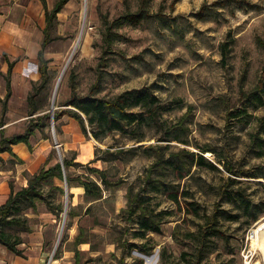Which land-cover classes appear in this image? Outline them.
I'll return each instance as SVG.
<instances>
[{
    "label": "rangeland",
    "instance_id": "rangeland-1",
    "mask_svg": "<svg viewBox=\"0 0 264 264\" xmlns=\"http://www.w3.org/2000/svg\"><path fill=\"white\" fill-rule=\"evenodd\" d=\"M140 3L77 0V9L70 17L52 27L56 40L46 50L50 81L37 105L51 109L57 88L55 108L59 109L58 102L71 94L73 70L77 91L87 94L103 56L102 15L118 20L128 11L136 12ZM149 8L161 17L120 30L125 38L118 43L117 54L107 57L109 67L101 96L153 87L162 107L161 121L169 127L189 115L185 129L176 136L177 141L159 143L163 132L147 127L143 131L145 142L135 143L117 133L102 141L91 134L77 141L79 129L70 127L74 122L67 116L59 122L61 132L55 125L48 128L51 139L61 146L54 154L58 160L76 157V163L88 165L93 161L90 153L93 151L95 160L97 152L100 158L110 160H100L92 167L106 170L112 181L123 180L125 184L93 201L78 185L55 182L64 187L65 194L56 193L54 203H63L65 212L57 218L44 204H39L36 212L26 211L23 216L29 219L30 232H11L22 240L19 249L24 257L1 252V263L192 264L196 243L188 235L204 225L205 215L218 213L226 238L214 241L215 254L204 264H244L245 247L254 253L253 264H264V249L253 247V233L251 236L264 224V216L250 224L254 211L246 213L242 202H264V105L255 108L248 103L249 93L264 72V0H150ZM225 43L231 49L226 61L221 52ZM26 66L38 77L32 83L31 96L40 86L39 62ZM235 110L243 114L230 117ZM64 128L76 150L63 147ZM152 144L199 155L204 148L212 149L203 155L214 168L194 165L191 175L180 182L185 195L180 205L152 194V207L165 212L166 219L160 234L148 233L141 239L135 235L136 223L124 220L122 211L127 206V187L139 184L138 179L154 161L143 150L136 154L130 150ZM118 150L122 153L116 160L105 154ZM69 173L73 177L91 176L84 167H73ZM49 189L44 187L46 193ZM81 230L85 243L76 246ZM247 236L251 237L248 242Z\"/></svg>",
    "mask_w": 264,
    "mask_h": 264
},
{
    "label": "trees",
    "instance_id": "trees-1",
    "mask_svg": "<svg viewBox=\"0 0 264 264\" xmlns=\"http://www.w3.org/2000/svg\"><path fill=\"white\" fill-rule=\"evenodd\" d=\"M70 0H59L51 13L47 12L48 27L46 29V40L39 55V74L40 86L34 89V94L29 97L30 104V121L27 131L24 135L16 136L12 139H1L0 154L4 152H12V146L24 143L31 148L30 139L35 135L36 131L45 132L52 126L51 109H44L37 105V98L47 87L50 81L49 60L46 59L45 53L48 46L53 42L50 32L53 22L59 12L65 7ZM150 0H141L139 9L136 12L128 11L118 20H111L108 16L102 15V50L103 56L100 58L96 68V81L91 85L89 91L85 95H81L77 91V75L74 70L70 75V96L63 102H58L60 108L54 112L55 129L59 131V121L65 116L75 120L82 133L85 136L92 135L98 141H102L107 136L117 133L129 138L135 143L145 142L147 136L143 133L147 127L156 128L163 132V136L159 143H170L177 141L176 136L185 129V123L189 115L184 116L180 122L171 126H166L161 121L162 107L160 100L153 91V87H145L142 89L123 91L116 93L111 97L101 96L103 93L106 80L107 68L109 67L108 55L117 54L118 43L125 36L120 32L124 26L138 27L161 15H153L149 8ZM223 60L226 61L231 53L230 45L225 43L221 47ZM119 54V53H118ZM10 90V84H7ZM248 103L258 108L264 105V72L261 75L256 88L249 93ZM7 110L4 104L2 114L5 115ZM243 111H232L230 117L239 118ZM4 125V121H1ZM47 135V134H46ZM48 137V135L46 136ZM186 144L184 142H179ZM170 145H149L148 147L134 148L130 150L133 153L143 150L144 154L153 158L154 161L146 169L143 178H139V184H130L127 187L126 199L127 206L122 211L124 220L133 221L138 226L135 234L137 238H144L148 233L160 234L162 226L166 219L165 212H157L152 205V194L166 196L172 202L180 205L182 197L180 182L191 175L194 165L198 167L209 166L203 154L213 152L212 149L204 148L202 154H196L187 149H180L172 152ZM122 150L116 153L110 151L105 154L113 160L119 159ZM96 159L88 165L76 163V157L69 159L63 158L54 166L42 170L39 174L29 179V186L13 193L9 202L0 207V246L6 248L10 253L24 257L23 250L19 246L23 243L20 237L14 236L11 232L19 229L22 232L29 233L31 228L29 219L24 217L26 211L36 212L39 204H44L50 212L60 218L65 212L63 203H54L56 193L65 194L64 187L55 185V182L66 184L68 186L78 185L84 189V195L89 200H100L103 198L105 191L119 189L125 184V181H112L106 170H100L92 167V164L103 160L105 162L110 159L107 157L100 158L95 153ZM73 167H84L91 176L81 175L73 177L69 170ZM94 177V178H93ZM45 186H50L48 193L44 191ZM230 200V199H229ZM238 199H235L237 202ZM244 211L246 213L253 212L250 224L256 223L264 216V202L254 204L242 201ZM253 209V211L251 210ZM72 218L76 217L70 213ZM222 216L218 213L205 215L204 225L200 227L198 232L190 233L188 238H194L196 243L193 253L192 264H204V261L211 255L215 254L212 244L216 239H225L226 233L220 226ZM249 224V225H250ZM83 231L77 237L76 246L84 244ZM143 261H141L142 263ZM79 264V262L77 263ZM125 264V263H122Z\"/></svg>",
    "mask_w": 264,
    "mask_h": 264
},
{
    "label": "crops",
    "instance_id": "crops-1",
    "mask_svg": "<svg viewBox=\"0 0 264 264\" xmlns=\"http://www.w3.org/2000/svg\"><path fill=\"white\" fill-rule=\"evenodd\" d=\"M58 1L0 0V143L2 138L12 139L24 135L27 131L31 118L29 94L32 91V83L36 82L38 77L32 76L26 65L39 62V55L46 40L47 12L51 13ZM76 9L77 0H70L58 13L53 25L56 21L63 23ZM52 29L50 36L55 41L56 38L51 35ZM4 104L7 106L5 115L2 114ZM2 120L4 125L1 124ZM72 121L74 123L70 127L79 129L80 134L76 135V140L81 141L84 134L79 124L73 119ZM47 130L36 131L30 139L31 148L21 143L12 146L11 153L0 154V207L9 202L13 193L27 188L31 177L60 161L54 156L55 143ZM63 130V147L70 151L76 150L77 148L72 146L73 143L67 140L68 130ZM59 131L61 132V129ZM90 155V160H94L93 151ZM1 252L11 254L14 258V254L2 246Z\"/></svg>",
    "mask_w": 264,
    "mask_h": 264
},
{
    "label": "bare ground",
    "instance_id": "bare-ground-1",
    "mask_svg": "<svg viewBox=\"0 0 264 264\" xmlns=\"http://www.w3.org/2000/svg\"><path fill=\"white\" fill-rule=\"evenodd\" d=\"M58 81H59L58 83L59 85L62 80L60 79ZM252 244L253 247L264 249V224H261V226L258 229L254 230Z\"/></svg>",
    "mask_w": 264,
    "mask_h": 264
},
{
    "label": "built area",
    "instance_id": "built-area-1",
    "mask_svg": "<svg viewBox=\"0 0 264 264\" xmlns=\"http://www.w3.org/2000/svg\"><path fill=\"white\" fill-rule=\"evenodd\" d=\"M52 126H53V124H52ZM60 147L61 146L59 145V147L57 149L59 150ZM252 233L253 232H251V236H252ZM250 238H251L250 236H247V242L250 240ZM242 258L244 260V264H253L254 253H253L252 249L245 247L242 251Z\"/></svg>",
    "mask_w": 264,
    "mask_h": 264
},
{
    "label": "water",
    "instance_id": "water-1",
    "mask_svg": "<svg viewBox=\"0 0 264 264\" xmlns=\"http://www.w3.org/2000/svg\"><path fill=\"white\" fill-rule=\"evenodd\" d=\"M56 91H57V88L55 89V93H54V99H53V105H52V107H51V111H50V113H51V121H52V124L54 125V112H55V110H56V108H55V98H56ZM55 147H56V149L59 147V144H58V142L57 141H55ZM60 161H62V160H60ZM66 185H67V183H66ZM68 193V189L66 188V194ZM66 207H67V205H66Z\"/></svg>",
    "mask_w": 264,
    "mask_h": 264
}]
</instances>
